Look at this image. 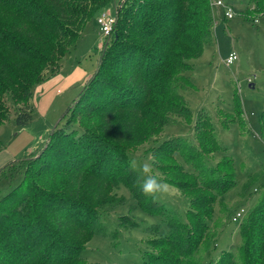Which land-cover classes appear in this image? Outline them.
<instances>
[{
    "label": "rangeland",
    "instance_id": "obj_1",
    "mask_svg": "<svg viewBox=\"0 0 264 264\" xmlns=\"http://www.w3.org/2000/svg\"><path fill=\"white\" fill-rule=\"evenodd\" d=\"M222 1L235 9L236 17L227 20L223 10L214 8V38L203 54L188 59L187 70L176 69L164 76L159 89L138 107L127 105L115 112L117 151L108 159L112 161L109 170L96 167L97 155L80 187L58 173L47 175L45 182L37 180L38 187L76 195V200L96 212L88 210L91 217H86L77 211L74 225L53 231L58 239L68 235L66 242L72 245L65 254L63 247L58 249L56 264H210L232 244L241 245L239 226L249 219L246 212L259 197L254 192L252 199L243 188L247 181L256 180L254 188L264 184L259 121L264 111V4L261 0L254 4L251 0ZM125 2L112 0L99 15L118 16ZM99 15L87 20L67 51L64 41L52 37L63 45L51 59L59 62L54 65L57 71L45 68L44 80L32 86L33 118L28 125L20 126L15 120L22 103L6 97L8 117L0 124V200L23 180L26 169L38 177L37 158L53 130L65 123L87 79L97 71L109 39L96 23ZM231 53L239 59L227 65ZM100 151L101 164H105L107 155ZM132 160L149 162L153 174L169 185V193L158 200L145 197ZM240 209L246 212L235 222ZM170 222L173 231L180 232L181 244L168 236ZM200 234L203 241L195 252L188 259L182 257L193 249V245L188 247L191 238L198 240ZM22 243L21 250L25 249ZM46 250L45 256H50L52 242ZM180 256L181 262H175ZM0 261L20 264L7 255ZM42 261L41 257L37 264Z\"/></svg>",
    "mask_w": 264,
    "mask_h": 264
},
{
    "label": "trees",
    "instance_id": "obj_2",
    "mask_svg": "<svg viewBox=\"0 0 264 264\" xmlns=\"http://www.w3.org/2000/svg\"><path fill=\"white\" fill-rule=\"evenodd\" d=\"M111 1L0 0V52H4L0 53V124L8 117L5 110L8 96L22 103L15 118L17 124L26 126L32 121V86L44 80L45 68H56L59 62L52 63L51 59L54 50L57 53L63 47L52 37L64 41L67 51L80 37L87 20L95 19ZM251 1L254 4L256 0ZM125 3L106 41L108 47L102 49L97 71L87 79L66 113L65 123L53 130L37 158L41 165L38 177H32L25 167L23 180L0 200V258L7 255L12 262L19 259L22 264L26 259L29 261L24 264H37L42 257V264H56L59 248H64V254L71 251L72 245L66 242L68 235L58 239L56 233L76 223L77 211L86 217H91L88 210L95 211L76 200V195L38 187L37 180L45 182L47 175L58 173L66 175L71 185L80 187L97 155L96 167L102 172L109 170L112 161L108 159H113L112 154L117 151L113 139L115 112L127 105L138 107L139 102L159 89L164 76L174 74L176 69L187 70V60L200 57L206 44L213 41L212 0H126ZM168 65L172 69H167ZM259 121L264 140V111ZM100 150L107 155L105 164H101ZM235 176L234 173V180ZM255 181H247L243 188L252 197L254 192L259 197L251 211L246 212L249 219H242L245 224L239 226L241 245L232 244L210 264H264V184L254 188ZM233 184L231 180L230 187ZM204 226H208L206 220ZM170 230L168 236L181 244L182 239L177 238L180 232L173 231L171 222ZM20 241L25 249H20ZM202 241V234L198 240L191 238L188 247L193 245V249L181 256L188 259ZM49 242L53 252L45 256ZM31 247L35 248L33 254L29 253ZM181 256L175 262L180 263Z\"/></svg>",
    "mask_w": 264,
    "mask_h": 264
},
{
    "label": "clouds",
    "instance_id": "obj_3",
    "mask_svg": "<svg viewBox=\"0 0 264 264\" xmlns=\"http://www.w3.org/2000/svg\"><path fill=\"white\" fill-rule=\"evenodd\" d=\"M130 165L139 170L138 180L145 197L158 200L169 193V185L153 174V168L149 162L138 163L136 160H132ZM161 227L163 229V225Z\"/></svg>",
    "mask_w": 264,
    "mask_h": 264
},
{
    "label": "built area",
    "instance_id": "obj_4",
    "mask_svg": "<svg viewBox=\"0 0 264 264\" xmlns=\"http://www.w3.org/2000/svg\"><path fill=\"white\" fill-rule=\"evenodd\" d=\"M121 8V6H120ZM212 8L221 9L224 12L225 19L230 20L236 17L235 9L225 4L222 0H212ZM117 15L112 16L110 13L103 12L96 19L97 24L99 25L100 30L106 37L111 36L114 30V26L117 22ZM237 59H239L238 55L235 53H231L226 60L227 65L233 64ZM245 209H240L236 216L234 217L235 222H239L241 218H243Z\"/></svg>",
    "mask_w": 264,
    "mask_h": 264
},
{
    "label": "crops",
    "instance_id": "obj_5",
    "mask_svg": "<svg viewBox=\"0 0 264 264\" xmlns=\"http://www.w3.org/2000/svg\"><path fill=\"white\" fill-rule=\"evenodd\" d=\"M123 2V1H122Z\"/></svg>",
    "mask_w": 264,
    "mask_h": 264
}]
</instances>
